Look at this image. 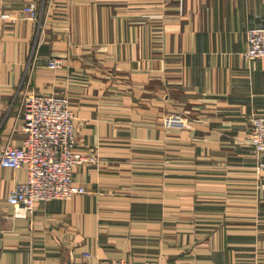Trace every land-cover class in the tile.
<instances>
[{
  "label": "crops",
  "instance_id": "obj_1",
  "mask_svg": "<svg viewBox=\"0 0 264 264\" xmlns=\"http://www.w3.org/2000/svg\"><path fill=\"white\" fill-rule=\"evenodd\" d=\"M255 26L264 0H0V151L23 143L35 91L70 99L94 156L74 171L85 194L28 217L8 201L27 170L0 163V264H264L250 139L264 59L243 55Z\"/></svg>",
  "mask_w": 264,
  "mask_h": 264
},
{
  "label": "built area",
  "instance_id": "obj_2",
  "mask_svg": "<svg viewBox=\"0 0 264 264\" xmlns=\"http://www.w3.org/2000/svg\"><path fill=\"white\" fill-rule=\"evenodd\" d=\"M29 19L37 18V2L24 6ZM4 19H11L9 13ZM243 55L250 60L264 59V27L248 29L247 48ZM48 66L59 69L63 61L51 57ZM23 122L21 129L26 136L21 145L7 143L0 151L2 166L13 169L25 168L27 181L16 185L8 201L14 207L15 217H28L38 202L54 199L67 200L87 189L77 185L74 171L79 165L92 162L93 155L77 147L75 137V113L67 96L39 92L26 93L21 98ZM250 139L253 152L258 158V168L264 169V115H255L251 120ZM4 214L0 209V230ZM116 264H165L156 259L131 261L120 258Z\"/></svg>",
  "mask_w": 264,
  "mask_h": 264
},
{
  "label": "rangeland",
  "instance_id": "obj_3",
  "mask_svg": "<svg viewBox=\"0 0 264 264\" xmlns=\"http://www.w3.org/2000/svg\"><path fill=\"white\" fill-rule=\"evenodd\" d=\"M22 122H23V118H22Z\"/></svg>",
  "mask_w": 264,
  "mask_h": 264
}]
</instances>
